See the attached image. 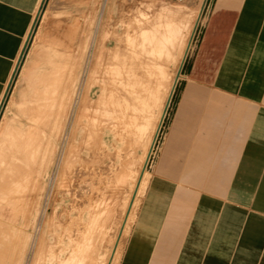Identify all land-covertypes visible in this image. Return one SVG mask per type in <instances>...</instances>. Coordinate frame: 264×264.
<instances>
[{
	"label": "rangeland",
	"instance_id": "obj_1",
	"mask_svg": "<svg viewBox=\"0 0 264 264\" xmlns=\"http://www.w3.org/2000/svg\"><path fill=\"white\" fill-rule=\"evenodd\" d=\"M198 15L183 63L208 0L41 1L0 101V264H116Z\"/></svg>",
	"mask_w": 264,
	"mask_h": 264
},
{
	"label": "crops",
	"instance_id": "obj_2",
	"mask_svg": "<svg viewBox=\"0 0 264 264\" xmlns=\"http://www.w3.org/2000/svg\"><path fill=\"white\" fill-rule=\"evenodd\" d=\"M41 1L0 0V101ZM176 82L116 264H264V0H208Z\"/></svg>",
	"mask_w": 264,
	"mask_h": 264
},
{
	"label": "bare ground",
	"instance_id": "obj_3",
	"mask_svg": "<svg viewBox=\"0 0 264 264\" xmlns=\"http://www.w3.org/2000/svg\"><path fill=\"white\" fill-rule=\"evenodd\" d=\"M196 20H197V18L195 19V23H194V25H193V27L191 28V31L189 32V35H188V39H187V41H186V44H185V46H184V48H183V50H182V52H181V57H180V61H179V64H178V67H177V71H176V74H175V76H174V79H173V84H172V86H171V88H170V90H169V92H168V95H167V99H166V101H165V103H164V109H165V106H166V104H167V102H168V98L170 97L169 95H170V93H171V91H172V89L174 88V84H175V82H176V80L178 79V77H179V74H180V69H181V65H182V63L184 62L183 60H184V58H185V56H186V54H187V52H188V50H189V47H190V44H191V39H192V35H193V32H194V30H195V25H196ZM127 58V57H126ZM125 62V61H124ZM124 62H122V64L124 63ZM125 64V63H124ZM124 64H123V67H124ZM127 64H129L130 66H131V68L130 69H133V67L135 66V64H133V65H131L130 63H127ZM125 66V68L126 67H130V66ZM137 65V64H136ZM133 66V67H132ZM137 67V71H136V74H137V72L139 71L138 69V65L136 66ZM136 67H134V70H136L135 68ZM127 69V68H126ZM123 70V69H122ZM128 71H129V69H128ZM132 71V70H131ZM119 72V71H118ZM140 72V71H139ZM138 72V73H139ZM120 74V73H119ZM132 74H135V71L133 72L132 71ZM131 74V75H132ZM141 74H142V72L139 74V75H137L136 76V79L135 80H133V82H135V81H137V80H139L140 78V81L143 79V74H142V77H141ZM130 75V76H131ZM121 76V75H120ZM132 76H135V75H132ZM138 76H140V78L139 79H137L138 78ZM121 78V77H120ZM126 78V77H125ZM131 78L132 77H129L128 79H127V83L130 85V87H131V84L133 83L132 82V80H131ZM135 77H133V79H134ZM123 80V79H122ZM144 80V79H143ZM142 80V81H143ZM118 81V80H117ZM121 81V80H120ZM124 81V80H123ZM142 81H141V85L140 86H142L141 88H142V90L144 89H146L147 87H145L146 85H148V83L146 84L145 82V86L143 87V84H142ZM138 82V81H137ZM137 82H135L134 83V86H132V88H134V89H132V90H135V91H137L138 89H140L139 87L140 86H138L139 84V82L137 83ZM123 83V82H122ZM133 85V84H132ZM149 86V85H148ZM85 89V88H84ZM123 90H125V89H123ZM138 91L139 93L141 92V93H143V91ZM147 91V90H146ZM148 92V91H147ZM140 93V94H141ZM54 94V93H53ZM144 94V93H143ZM142 94V95H143ZM146 94V93H145ZM117 95V94H116ZM123 97H124V95H123ZM116 98V97H115ZM120 98H121V96H120ZM122 99V98H121ZM124 99V98H123ZM125 99H126V97H125ZM116 101V100H115ZM126 101L128 102V99H126ZM110 102H112V101H110ZM114 103H116V102H114ZM120 103V102H119ZM130 103V102H129ZM128 103V104H129ZM120 105H121V103H120ZM120 105H118L117 106V108L120 106ZM123 105H124V103H123ZM122 105V106H123ZM113 107V106H112ZM121 107V106H120ZM130 107V106H129ZM109 108H110V106H109ZM116 108V109H117ZM133 108V107H132ZM131 108V109H132ZM121 109H123V107L121 108ZM120 108L118 109L119 111L121 110ZM131 109H130V111H131ZM115 110V109H114ZM114 110H113V112H114ZM124 112L125 111H127L126 109L125 110H123ZM129 111V110H128ZM134 111H135V109H134ZM164 111V110H163ZM112 112V111H111ZM116 112H118V111H116ZM116 112H114V113H116ZM121 112V111H120ZM130 113V112H129ZM133 113V112H132ZM131 113V114H132ZM112 114V113H111ZM118 114V113H117ZM121 114H123V113H121ZM126 114V116L128 115L127 114V112L125 113ZM125 114H123L124 116H125ZM134 114V113H133ZM161 115H162V113H161ZM161 115H160V117H161ZM115 116H117L116 114H115ZM120 117H121V115H120ZM160 117H158V121H157V124H156V127L154 126L153 127V129H152V133H151V136H150V139H149V143H148V146H147V148H146V150L144 151V156H143V160H142V167H143V165L144 166H146L145 164H146V161H148L147 160V158H148V155H149V153H150V150H151V145H152V142H153V139H154V137H155V134H156V131H157V128H158V126H159V123H160ZM123 118V117H122ZM125 119V118H124ZM118 120H119V118H118ZM118 120H116L117 122L116 123H118ZM121 120H123V119H121ZM124 121H126V123H129V121H128V119L126 118ZM124 121L122 122V123H124ZM128 121V122H127ZM132 123V122H131ZM121 124V123H120ZM134 124V123H133ZM133 124H131V125H133ZM136 124V126H137V123H135ZM140 124V123H139ZM138 124V125H139ZM117 125H119V123L117 124ZM125 125H127V124H124V126ZM123 126V127H124ZM135 126V127H136ZM120 127H121V125H120ZM123 127H121V128H123ZM130 127H132V126H130ZM129 128V127H128ZM133 128H134V126H133ZM132 128V129H133ZM137 128V127H136ZM135 129V128H134ZM138 129H139V127H138ZM141 130V129H140ZM132 131V130H131ZM137 131V130H136ZM139 131V130H138ZM143 131H145V129H143ZM135 132V131H134ZM139 133V132H138ZM140 133H142V132H140ZM144 168V167H143ZM145 171V170H144ZM141 172H143V171H141ZM141 175H142V173H140V178H141ZM139 180L140 179H138V182H137V185H138V183H139ZM133 203V202H132ZM131 203V204H132ZM133 205V204H132ZM132 207L133 206H130V208L132 209ZM1 214V213H0ZM130 215H131V210L130 211H128V213H127V215H126V218H125V222H124V225H123V227H122V230H121V235L123 234V232H124V230H125V226H126V224H127V222H128V220H129V217H130ZM14 216V215H13ZM120 235V236H121Z\"/></svg>",
	"mask_w": 264,
	"mask_h": 264
},
{
	"label": "water",
	"instance_id": "obj_4",
	"mask_svg": "<svg viewBox=\"0 0 264 264\" xmlns=\"http://www.w3.org/2000/svg\"><path fill=\"white\" fill-rule=\"evenodd\" d=\"M182 65H183V63H182ZM182 65H181V68H182ZM181 70V69H180ZM171 96V95H170ZM169 99H170V97H169ZM168 103H169V100H168V102H167V104H166V106L165 107H167V105H168ZM166 109V108H165ZM161 121H162V119H161ZM161 121H160V123H161ZM159 126H160V124H159ZM159 126H158V129H159ZM157 133V132H156ZM155 137H156V134H155ZM155 137H154V139H153V142H152V145H151V149H152V147H153V145H154V142H155ZM150 152H151V150H150ZM150 154V153H149ZM148 158H149V155H148ZM148 158H147V160H148ZM146 163H147V161H146ZM146 165V164H145ZM144 168H145V166H144ZM144 168H143V170H144ZM142 173V172H141ZM140 179V178H139ZM130 206H131V203H130ZM130 206H129V209H130Z\"/></svg>",
	"mask_w": 264,
	"mask_h": 264
}]
</instances>
